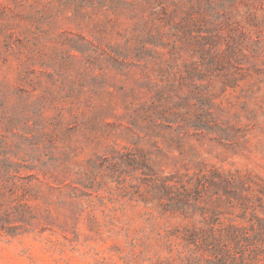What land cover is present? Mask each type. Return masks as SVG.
<instances>
[{
    "label": "rangeland",
    "instance_id": "obj_1",
    "mask_svg": "<svg viewBox=\"0 0 264 264\" xmlns=\"http://www.w3.org/2000/svg\"><path fill=\"white\" fill-rule=\"evenodd\" d=\"M0 156V264H264V0H0Z\"/></svg>",
    "mask_w": 264,
    "mask_h": 264
},
{
    "label": "trees",
    "instance_id": "obj_2",
    "mask_svg": "<svg viewBox=\"0 0 264 264\" xmlns=\"http://www.w3.org/2000/svg\"><path fill=\"white\" fill-rule=\"evenodd\" d=\"M2 161H3V158L0 156V162ZM19 174L20 172L18 170H14L12 172L10 170L7 171V176L12 177L14 179L17 178ZM19 213L20 215H23V212L19 211ZM187 261L190 262L191 264H230L226 259L215 262L212 259H205V257H201L199 259H197L196 257H193L192 259H187Z\"/></svg>",
    "mask_w": 264,
    "mask_h": 264
}]
</instances>
